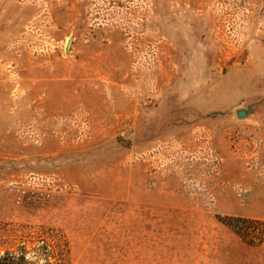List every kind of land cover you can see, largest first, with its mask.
<instances>
[{"label": "rangeland", "instance_id": "rangeland-1", "mask_svg": "<svg viewBox=\"0 0 264 264\" xmlns=\"http://www.w3.org/2000/svg\"><path fill=\"white\" fill-rule=\"evenodd\" d=\"M0 258L264 264V0H0Z\"/></svg>", "mask_w": 264, "mask_h": 264}, {"label": "trees", "instance_id": "trees-1", "mask_svg": "<svg viewBox=\"0 0 264 264\" xmlns=\"http://www.w3.org/2000/svg\"><path fill=\"white\" fill-rule=\"evenodd\" d=\"M229 220L233 221V224H227L228 227L231 228V230L234 231V233L238 236V238H240V240H243L245 243H248L249 241H247V237L249 234V231H245V227L243 225H241V222H246V223H252V219L250 218H243V217H232ZM256 224H258V221L255 222ZM249 228V227H248ZM251 230V229H250ZM0 264H17L14 261H9L7 259H2L0 258Z\"/></svg>", "mask_w": 264, "mask_h": 264}, {"label": "water", "instance_id": "water-1", "mask_svg": "<svg viewBox=\"0 0 264 264\" xmlns=\"http://www.w3.org/2000/svg\"><path fill=\"white\" fill-rule=\"evenodd\" d=\"M70 42H71V41H69L68 44H70ZM249 110H251V107H249ZM246 114H247V111H246V110H240V111H238V116H239V117H245Z\"/></svg>", "mask_w": 264, "mask_h": 264}]
</instances>
